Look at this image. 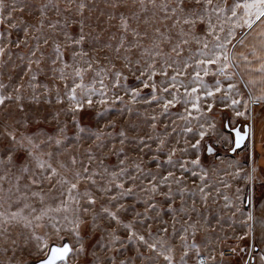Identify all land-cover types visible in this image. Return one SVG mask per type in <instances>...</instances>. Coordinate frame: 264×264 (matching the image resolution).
<instances>
[{
    "label": "snow or ice",
    "instance_id": "snow-or-ice-1",
    "mask_svg": "<svg viewBox=\"0 0 264 264\" xmlns=\"http://www.w3.org/2000/svg\"><path fill=\"white\" fill-rule=\"evenodd\" d=\"M0 264H264V0H0Z\"/></svg>",
    "mask_w": 264,
    "mask_h": 264
}]
</instances>
